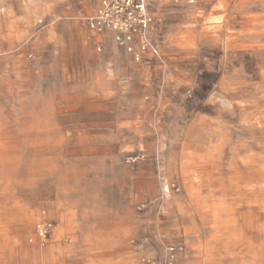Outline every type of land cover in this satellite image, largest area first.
Returning <instances> with one entry per match:
<instances>
[{"label": "crops", "instance_id": "0c3cea01", "mask_svg": "<svg viewBox=\"0 0 264 264\" xmlns=\"http://www.w3.org/2000/svg\"><path fill=\"white\" fill-rule=\"evenodd\" d=\"M147 6L159 17L156 21L151 15L149 27L159 57L146 53L140 62L118 47L111 34L92 33L87 19L84 23L39 18L35 23L25 14L18 20L0 18V69L8 86L16 84L19 109L34 111L25 124L29 127L18 134L23 140L77 143L75 148L50 151L49 165L72 175L65 190L74 191L73 205L91 218L96 206H107L102 218L117 226L129 222L132 213L117 211L116 206L148 196L137 180L129 189L118 177L117 183L109 182L116 151L117 173L120 162L139 156L136 166L144 163L142 169L152 174L151 149L164 143L159 152L161 176H177L191 206L201 204L198 174L212 162L210 152L193 143L235 139V125H243L234 121L235 110L242 109L250 81V44L255 39L264 44V24L250 16L264 8L261 0H152ZM253 62L258 69L260 56ZM42 110L49 111L48 116L41 118ZM5 126L9 125L0 123L2 135L10 131ZM82 175L89 180L79 182ZM95 175L105 179L91 182ZM152 199L136 204L137 224L127 241L122 232L111 235L117 249L104 264H137L139 254L131 241L152 229ZM181 206L182 217L189 218ZM45 211L36 222L53 225L45 247L38 245L35 226L33 231L34 247L41 251L57 239L56 214L53 209ZM168 235L169 241L181 242L185 252L183 235ZM60 242L70 243L69 235Z\"/></svg>", "mask_w": 264, "mask_h": 264}, {"label": "rangeland", "instance_id": "374dc122", "mask_svg": "<svg viewBox=\"0 0 264 264\" xmlns=\"http://www.w3.org/2000/svg\"><path fill=\"white\" fill-rule=\"evenodd\" d=\"M98 6L99 0H0V18L6 15L18 20L25 14L27 20L35 23L39 18L85 23ZM250 16L251 20L264 24V8L252 11ZM249 49L250 81L248 88H244L246 101L240 106L242 109L235 110L234 121L243 124L235 125V139L193 143L209 151L212 162L198 174L202 200L196 210L184 196L177 176L166 173L164 179L161 173L159 177V152L164 143H155L151 149L160 163L158 166L153 163L152 174L142 169L144 163L132 168L124 162H120L117 173L116 151L115 170L109 182L117 183L118 177V182L129 189L131 182L137 180L139 187L147 191L145 199L154 198L149 213L152 228L158 225L167 239L173 232L183 235L185 252L178 264L191 260L196 264H264V62L261 60L264 44L252 40ZM12 54L17 53L14 50ZM258 56L259 71L253 62ZM4 76L0 69V123L8 124L5 127L10 130L6 135L0 132V264H104L103 260L111 258L112 249L116 248L110 242L111 235L122 232V240L127 241L137 224L135 206L145 199H130L116 206L117 211L124 209L132 213V221L119 226L102 218L108 212L107 206H96L91 218L73 205L74 191L65 190L73 181L72 175L65 174L58 165L51 167L49 152L75 148L77 143L23 140L18 130L29 127L25 124L34 111L19 109L16 84L8 86ZM48 114L49 111L42 110L41 118ZM140 150L150 152L146 148ZM82 176L79 182L89 180L88 176ZM99 176L91 177L90 181L96 183L105 179L104 175ZM161 177L165 183L179 185L181 189L179 195L170 193L157 224L156 199ZM65 194L72 198L68 195L66 198ZM68 201L72 206L65 211ZM180 203L191 214L189 218L182 217ZM46 209H53L56 214L57 239L41 251L34 247L33 231ZM64 235H69L70 243L60 242ZM107 236H111L109 241Z\"/></svg>", "mask_w": 264, "mask_h": 264}, {"label": "built area", "instance_id": "2783aa9c", "mask_svg": "<svg viewBox=\"0 0 264 264\" xmlns=\"http://www.w3.org/2000/svg\"><path fill=\"white\" fill-rule=\"evenodd\" d=\"M149 1L151 0H100L94 15L87 19L89 30L98 35L111 34L115 44L132 55L135 62H140L142 55L146 53L159 57L149 35V27L153 22L147 6ZM140 160L139 156L127 157L125 163L132 167ZM154 162L157 166L160 165L157 157ZM160 174L159 167V177ZM162 179L159 178V193L156 199L157 224L170 193H180L178 186L167 184ZM153 228L145 236L131 241V245L139 254L137 264H178L179 257L184 252L182 243L169 241L159 231L158 225H153ZM52 229V223L47 220H41L35 225V235L40 247L47 245ZM152 252L154 255H150Z\"/></svg>", "mask_w": 264, "mask_h": 264}]
</instances>
